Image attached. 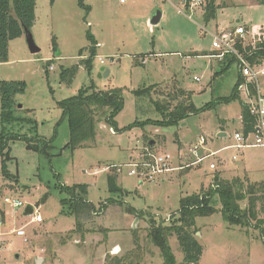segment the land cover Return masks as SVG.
I'll return each mask as SVG.
<instances>
[{"label": "rangeland", "instance_id": "rangeland-1", "mask_svg": "<svg viewBox=\"0 0 264 264\" xmlns=\"http://www.w3.org/2000/svg\"><path fill=\"white\" fill-rule=\"evenodd\" d=\"M78 1L36 0L30 36L38 52L30 53L22 34L9 42L7 61L0 63V83L26 84L25 93L15 97L16 121L9 126L0 121V134L6 138L0 152V264H38V259L40 264H105L107 256H124L135 249L136 241L142 264H163L148 237L150 219L156 224L171 223L180 199L209 190L217 175L224 180L246 176L251 182L240 179L252 184L264 181V147L233 148L234 134L243 133L244 90H238L228 103L220 101L232 95L239 69L233 62L223 71L217 59L208 57L212 39L204 32L243 27L241 42L246 47L263 34L264 6L260 0H214L215 15L207 22L203 17L207 0L191 11L176 0H128L125 4L83 0L88 13ZM156 12L162 17L157 26H151ZM86 33L98 43L95 56L89 53ZM83 59H90V72L81 65ZM64 68L74 69L68 84L60 80ZM105 71L109 73L103 77ZM153 85L156 93L163 91L172 98L183 90L200 112L177 126H153L160 118L153 105L156 98L134 95ZM83 89L122 92L121 111L114 118L121 132L104 122L106 109L89 104L92 114L86 118L91 117L92 129L84 131L87 138L72 134L58 103L77 97ZM198 136L206 139L199 156H213L197 166L179 168L193 161L189 147ZM71 138L76 139L74 149L68 147ZM252 141L249 134L247 143ZM28 144L37 149L27 148ZM147 152L169 154L177 170L150 181L129 176L128 164ZM210 164L215 170H210ZM113 166H120V171ZM113 174L120 190L114 194L108 184ZM74 185L88 186L86 198L97 209L110 197L122 204L93 216L84 223L82 234L75 230V218L64 215L61 204L65 196L60 186ZM5 198L19 200L24 207L14 209L3 203ZM213 200L218 210L220 200ZM127 206L140 217L128 213ZM26 207L38 212L41 223H29L32 216H24ZM19 229L24 236L16 235ZM194 229L203 248L198 264H264L258 233L230 226L218 211L196 218ZM169 239L176 262L182 263L177 240Z\"/></svg>", "mask_w": 264, "mask_h": 264}, {"label": "trees", "instance_id": "trees-1", "mask_svg": "<svg viewBox=\"0 0 264 264\" xmlns=\"http://www.w3.org/2000/svg\"><path fill=\"white\" fill-rule=\"evenodd\" d=\"M185 6L189 5L191 0H184ZM79 7L83 8L85 13H88L89 7L84 5L83 0L78 1ZM264 6V0H260ZM53 3V0H50ZM36 0H0V63L7 61V49L10 41L22 37L23 30L26 28L31 29L35 17ZM214 0H207L204 6V19L210 21L215 15ZM263 34L257 38L253 45L242 49L237 48L244 54V56L251 63L259 64L264 60V27L261 28ZM87 39L89 41V53L91 56H95L96 43L93 36L89 33ZM56 50V44L53 41V51ZM81 51L79 56H81ZM234 59L226 58L222 63L225 65L223 71L228 70L229 66L233 64ZM81 65L91 71L90 59L82 60ZM80 65V64H79ZM73 68L61 69L60 80L61 83H70L73 77ZM240 83V79H237L233 85L232 95L228 98H222L220 101L228 103L237 96V86ZM153 86L145 87L135 91L134 95L138 98L144 96H154L156 98L153 101L154 108L159 115L158 121H153V126L170 127L177 126L186 117L200 112V109H195L190 104L189 96L183 90H178L177 98H172L169 94L163 95V91L156 93ZM26 84L21 81H8L0 83V111L1 124L9 126L12 121H16L13 115V110L16 106L15 97L18 94H24ZM92 89V88H91ZM92 91V92H91ZM88 91L80 90V93L75 98L66 99L65 101L58 103V107L63 110V115L68 118L69 128L74 135L75 133L80 136L81 139H86L88 134L84 131L92 129V123L87 117V113L92 114V111L88 108V105H95L98 108L106 109L104 112V122L113 129L115 132H121L115 127L114 118L121 111L122 107V92L120 90L111 91ZM91 92V93H89ZM162 98V99H161ZM169 98L171 99L170 102ZM175 100V101H174ZM179 100V101H178ZM175 102V103H174ZM204 110L203 108L201 111ZM241 124L243 128V134L246 136L252 132L254 126V117H251L248 107L241 103ZM151 123V122H150ZM82 129V126L87 125ZM140 126L141 123H136L134 126ZM6 138L0 134V152H2ZM76 139L71 138L68 142V147L74 149L76 145ZM47 142H43L42 147L47 146ZM149 145V144H148ZM31 147L37 149L36 145L28 144L27 148ZM150 147V146H149ZM114 176L109 178V192H119V188L113 183ZM4 176L8 175L5 173ZM217 180L213 182V186L206 191H200L198 194L191 196H185L180 199V209L173 218V221L169 224L164 222L156 224L155 220L150 219L148 230V237L152 244L158 249L159 255L163 260V264H198L200 261V255L202 253V246L195 238V221L196 218L210 216L217 211L221 214L222 218L227 221L230 226L241 227L247 230H253L258 233L264 245V181L248 183L245 180H241L236 177L231 180H223L217 175ZM264 180V179H263ZM60 191L64 194L65 200L61 201L63 204V213L66 216H73L76 220V231L84 233V223H87L93 216L101 215L108 209V207L120 205L122 203H116V201L110 197L105 200L97 209L93 203L89 202L86 198L88 186L86 185H74V186H60ZM214 197L220 200L221 207L216 210L214 208ZM47 198V194L40 200L43 203ZM126 211L134 217H140V214L132 207L127 206ZM75 230L71 232H75ZM175 237L178 242L179 251L182 254V263H177L175 257L172 254L169 238ZM136 247L132 251L126 253L124 256L109 255L105 264H142V251L138 245V241L135 242Z\"/></svg>", "mask_w": 264, "mask_h": 264}, {"label": "built area", "instance_id": "built-area-1", "mask_svg": "<svg viewBox=\"0 0 264 264\" xmlns=\"http://www.w3.org/2000/svg\"><path fill=\"white\" fill-rule=\"evenodd\" d=\"M127 1L128 0H119V3L125 4ZM202 1L203 0H191L189 3V9H194V7L200 5ZM204 32L212 39L211 49L214 52V56H211L210 58H215L219 62L224 61L226 58L234 59V62L239 69L240 79L237 91L244 90L246 101L243 105L248 107L251 117H254L252 132L248 133L246 136L243 133L236 132L234 134L233 141L236 144L233 148L242 149L247 147H264V60L259 64L251 63L237 48V46H239L245 50V48L249 46L242 47L241 39L245 34L243 27H235L230 30H224L213 34L208 31ZM250 45H253V43ZM102 63L103 60L100 61V64ZM48 69L52 70V67H49ZM193 80L196 82L199 79L193 78ZM249 134L253 135L252 143H247V136ZM205 143L206 139L203 136H198L195 144L189 148V154L193 158V161L186 164L185 167L179 168L183 169L197 166L203 160L213 156L212 154L199 156L198 151L206 145ZM234 159L235 158H233V160ZM171 160L172 158L169 154H161L160 156L152 155L151 152L141 154L137 161L128 164L130 168L128 175L136 177L140 181L153 180L155 177L160 176V174L177 170L172 167ZM111 168H118V171L121 169L120 166H113ZM209 168L210 170H214L215 166L210 164ZM3 203L14 209L24 207L19 200L13 198H5ZM30 216L32 217L29 223H41L42 220L37 211H33ZM16 235L24 236V231L19 229L16 231Z\"/></svg>", "mask_w": 264, "mask_h": 264}, {"label": "water", "instance_id": "water-1", "mask_svg": "<svg viewBox=\"0 0 264 264\" xmlns=\"http://www.w3.org/2000/svg\"><path fill=\"white\" fill-rule=\"evenodd\" d=\"M160 18H161V13L156 12V15L150 21V25L151 26H157V24L160 21ZM23 34H24V36H26V38L28 40V47H29L30 53H32V54L37 53L38 52V49L32 43V40H31L32 36H30V30H28V29L25 28L23 30ZM101 71H103V70H101ZM108 73H109L108 71L103 72V77H106L108 75ZM219 135H224V134H219ZM148 144L149 145H152L153 142L150 141ZM216 180H217V177L214 178V181H216ZM32 213H33V210H32L31 207H26L25 208V210H24V216L30 217V215H32ZM37 261H38V264H40L39 259Z\"/></svg>", "mask_w": 264, "mask_h": 264}, {"label": "crops", "instance_id": "crops-1", "mask_svg": "<svg viewBox=\"0 0 264 264\" xmlns=\"http://www.w3.org/2000/svg\"><path fill=\"white\" fill-rule=\"evenodd\" d=\"M177 2H179V4H181V6L186 10V11H191L190 9H189V5H187V7L185 6V1L184 0H176ZM204 1V0H203ZM202 1V2H203ZM202 2H201V4H202ZM200 4V5H201ZM206 4V3H205ZM200 5H198V6H196V7H199ZM214 5H215V1H214ZM205 6V5H204ZM196 7H194V9L196 8ZM194 9H192V10H194ZM204 14H205V12H204ZM204 14H203V17H204ZM162 17V16H161ZM161 19V18H160ZM230 30V29H229ZM221 31H224V30H219L218 32H221ZM94 38V37H93ZM95 40V39H94ZM95 43H96V47H97V45H98V43L96 42V40H95ZM96 47H95V49H96ZM211 56H214V52L212 51V54L211 55H209L208 57H211ZM221 64H222V68L224 69V64L222 63V62H220ZM239 77V76H238ZM237 77V79H239ZM236 79V80H237ZM236 82V81H235ZM240 117H241V110H240ZM219 134H223V133H219ZM218 134V136L219 137H222V136H224V135H219ZM191 147V146H190ZM189 147V148H190ZM174 166V165H173ZM215 170V169H214ZM236 177H238V178H242V177H245L247 180H249L246 176H242V177H240V176H236ZM236 177H232V178H230V179H227V180H231V179H233V178H236ZM220 178V177H219ZM224 180V179H223ZM250 181V180H249ZM251 182V181H250Z\"/></svg>", "mask_w": 264, "mask_h": 264}]
</instances>
